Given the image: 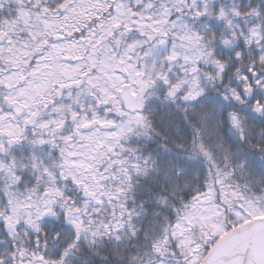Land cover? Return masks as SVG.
<instances>
[{
	"label": "snow or ice",
	"instance_id": "1",
	"mask_svg": "<svg viewBox=\"0 0 264 264\" xmlns=\"http://www.w3.org/2000/svg\"><path fill=\"white\" fill-rule=\"evenodd\" d=\"M0 264H264V0H0Z\"/></svg>",
	"mask_w": 264,
	"mask_h": 264
},
{
	"label": "trees",
	"instance_id": "2",
	"mask_svg": "<svg viewBox=\"0 0 264 264\" xmlns=\"http://www.w3.org/2000/svg\"><path fill=\"white\" fill-rule=\"evenodd\" d=\"M212 24L214 27L219 29L220 25L216 24L215 21H212ZM219 52L225 51L223 48H218ZM210 70V69H209ZM178 71V69H177ZM162 98V94H161ZM155 106L159 109L161 107L159 101H153ZM159 115V114H158ZM162 126V125H161ZM163 141L161 140V144ZM46 150V149H45ZM151 151L152 155L156 159V163L161 167V169L168 167L170 163H176L177 157L173 156L169 158L167 154H165L162 150V148H157L155 143L148 144L144 147L145 154H148V152ZM182 162V157L179 158ZM192 169H197L200 167L199 161H191L189 162ZM195 176V172H192V175L189 177L188 180H181L180 183L184 186L191 185V188L189 191H194L195 187L197 186L195 183H193V178ZM140 184L144 187L143 192H137L136 195L138 197L137 204L140 203L141 199L145 201V207L149 212L151 211H157L160 213V220L156 222V230H159V227L166 226L168 222L173 219V217H170L168 215L167 210L163 209L162 207L158 206L157 201L161 200L163 197L168 196L169 202H172V191L171 187L168 186L165 181L163 180L162 176L159 173H153L152 178L149 181H145L143 178L140 180ZM186 202L185 200H180V204ZM180 204H176L175 207H179ZM138 226L148 227V222L145 220L143 222L137 221ZM111 243L107 240L103 242L102 249L105 252L110 251ZM85 252L88 251V249L85 247ZM92 259H99V257H92Z\"/></svg>",
	"mask_w": 264,
	"mask_h": 264
}]
</instances>
